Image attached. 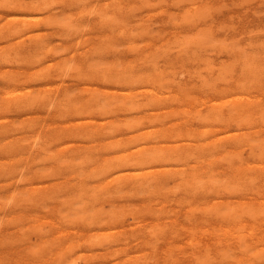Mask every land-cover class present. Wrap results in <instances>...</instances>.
<instances>
[{
	"label": "bare ground",
	"instance_id": "obj_1",
	"mask_svg": "<svg viewBox=\"0 0 264 264\" xmlns=\"http://www.w3.org/2000/svg\"><path fill=\"white\" fill-rule=\"evenodd\" d=\"M62 1L63 0H0V45L2 43H6V45L0 47V70H1V67H4V65L5 66L9 65V66H11L13 68H21V69H23L26 66V67H28L27 69H30V71H23L22 70L21 72H19V70H18L16 73H12V74L10 73V74L4 75V77H3L4 79L3 80L6 82V86L7 87L5 88V90H1L0 89V93L3 92V94L5 95L4 96L5 104H1L0 105V118H4L3 120H8V114L10 116L12 115L8 111H11L12 112L13 109L22 110L18 114H20V113L23 114V112H24V114L31 113V112L32 113H36V112L39 111L38 108L42 109L43 111H46L47 112V116H44V117L41 118L44 123H40V124L38 123V125L36 124V126H38V128H36L34 122L38 121L39 116H35L34 118H31L29 122L23 124V126H22L21 129L25 128L26 131L28 130V131H32V132L35 130V133L37 134V136H39V139H40L39 141L42 142V144L40 145L41 142H38L37 141L39 143V145H40V148H42V150L41 149L40 150L43 151L44 154H46V156L48 158H52L59 167L75 166V165H77V160L81 159L79 161H80V164H81L80 166H82V169L80 170V172H78V174L79 173L84 174L88 178H94V180H95V181H91V182H95L94 186L93 185H90V186L89 185H83V186H81V189L83 190L82 192L89 193V192H91V190H94L95 191V193L93 192L94 195H92V197L94 198V200L97 203L96 202H93L92 205H94V203L98 204V202H100V199H104V197H106V196L107 197H110L112 194L113 195H115V194H118V195L121 194L120 196L122 197V193L123 192H125L127 189H131L136 194L135 195L136 198H138L139 196H137V195L141 194L142 192H144L146 194V197L144 196V198H148V200H151L155 204V206H157L156 215L158 217H165V216H167V217H173V216H176L177 215L176 214L177 211L175 210L173 212L172 209H171L172 206L176 205V206H178V207H180L182 209L183 208L186 209V211H185L186 212L185 213L186 216H188V212L189 211L193 212L194 210H197V211L198 210H202V212L204 213L203 214L204 216L209 217V218H212L213 220H224V221H227V222H229V221H238V220H246V219H254V220L261 219V220H264V185L263 186L262 185L260 186L261 188L259 190L260 191L259 193H255V192H253L254 191L253 185H252V183H250L252 181L254 182V181H257V180L264 181V135L261 132L262 129L261 130L260 129H256L258 126H260L261 128L264 127V100L262 98H260V94L257 93L259 91V89L261 91V88L260 87L262 85L264 86V66H263V68L261 67V69L257 68L258 65L257 64L255 65V62L254 63L252 62V57H254V56L251 57V54L247 51V49L241 48L240 46L237 47V45H236V47H237L236 50H233V52H232V50H229V52L231 51L232 53H230V54L232 56H234L232 59L235 62L234 61L233 62L236 63L238 66H241L240 67L241 68V71H239V74L237 72L235 74L234 72H235L236 67L233 64H229V63L232 62V60H231V62H228L227 64H225L226 62L225 63L223 62L224 65H226V66L222 70H221L222 66L219 67V66L215 65V66H217V67L220 68L219 69V68L216 67L219 71H221V73L218 71L219 74H220L218 76H222L223 79L220 78V77H217V76L216 77L217 78H220V80L222 79L223 81L224 80H227L228 81V84H231V86H229L231 88H228L226 90L224 89V91H223V92H225L224 93L225 95L231 96V97L229 99H224V97H223L219 101H217L215 103H211V102H213L215 100L214 98H209L208 99L206 97L207 99L205 98V99H202V100H200L198 98H195V97L193 98L190 93H183V92H181L185 88L184 89H180V91L178 90L179 92L176 95L174 93L173 95H175L176 97H174V99L172 100L171 95H167L166 92L162 90L163 88L160 90L159 87L157 88L156 86H154V85L151 84L150 75H148L147 73H145V71H147V70H145L142 73L141 72H136V71H134V72L129 71L128 72V70H126V69H121L123 67V65L121 66L120 69H118L119 64L121 65L120 62H119V64H115V66H113V67H109V65L107 66V65L104 64V62H106V61L103 62V60H102V59L106 58L105 56H107V55H105V56H102L101 57V60L99 59L98 61H96L94 59L96 65L95 66H91L92 64L90 66L88 65L90 67V69H89V71H86V72H85V70H84V68L82 66L86 62L85 59H84V63L83 64L81 62H78V65L77 66H73L72 65V67L74 68V70L75 71L77 70V73L78 74H81V75L85 76L86 79L87 78L88 79H92V81L89 80V82H87V83H91V82L93 83V81H98V83H97V85H98L97 86V89H94V87H93V88H91L92 90H90L88 88L89 91H90V93H92V95L89 98L83 100V99H81L83 95H81V98H80V96H78L76 94L77 92L75 94H72L73 91H71V90H73V89H71L70 87H64V88H62V86L59 85L60 83L58 84L56 82L58 79H60V80L61 79H65L64 77H66V72H68L69 74L71 73L72 69L69 68L70 66L68 67V65H71L73 62L71 64H68V65L67 64H64V62H67V61L69 62V60H71V61L74 60L75 62H77L75 60V56L77 57V55H72L73 57H71V59H69V60H68V58H66V59H64V58L63 59H60V57L58 56V53H59L60 48H62V47H60V45H56V44H53L52 43L53 37H52V34L50 32H48V31H46L44 33L43 32H40L41 24H43V23H45V25L48 26L49 29L50 28H52V29L53 28L54 29H59V28H61V26H63L62 25V20L60 19L59 12L57 11L58 4L61 3ZM88 1H90V0H71V2L73 4L78 5L79 8L85 6ZM98 1L99 2L102 1V3H104V8L103 9H102V7L101 8L99 7L100 10H101V16H102V18H101V16H100V18L103 19L104 22H109L111 25L108 24V23L107 24L110 25L111 26V29H112V27L115 25V16L113 15V11H112L113 9H111L110 6L112 5L111 7L113 8V7H115V4L113 6V1L110 2V0H98ZM129 1H131V0H129ZM66 2H67V0H66ZM139 2L140 1H138V3ZM94 3H95V1H94ZM154 3H156V2H154ZM127 4L129 5V3H127ZM140 5H141V2H140ZM158 5H160V4L157 3V6ZM172 5H173V3H172ZM97 6H98V4H97ZM135 6H137V4ZM63 7H65V6H63ZM116 7L119 8L120 6H117V3H116ZM144 7L146 8V6H144ZM176 7H178V6H176ZM180 7H182V6H180ZM207 7H208V5H207ZM77 8L78 7H75L74 9H77ZM84 8H85L84 11H86L85 13L89 12L88 10H86V6ZM84 8H82V9H84ZM118 8H116V9H118ZM136 8H138V7H136ZM145 8L142 11H145L146 10ZM153 8H155V7H153ZM141 9H142V7L140 6L139 7V10H141ZM150 9L151 8L148 9V7H147V10H150ZM178 9L179 8H177V10ZM242 9L243 8H241V10ZM132 10H133V8H132ZM139 10L138 11L136 10V11L137 12H140ZM230 10H229V12H230ZM114 11H116V10L114 9ZM126 12H128V11H126ZM232 12H234V11L232 10L231 13ZM91 13H92V11H90L87 15L89 16ZM95 14H97V13H95ZM134 14H135V12H134ZM187 14L189 15V13H187ZM195 14H197V13L195 12ZM202 14L200 15V18L202 17ZM225 14H226V11H225ZM246 14H247V11H246ZM259 14H262V13H259ZM132 15H133V13H132ZM157 15H160V14H157ZM212 15L214 16V13H212ZM216 15H217V13H216ZM193 16L194 15L192 14V17ZM252 17H255V16H252ZM256 18L257 17H255V20H256ZM73 19L71 21H73ZM236 19H238V18H236ZM150 20L152 21V19H150ZM150 20H148V21L150 22ZM158 20H160V19H158ZM201 20H202V18L200 19V21ZM217 20H219V19H217ZM228 20H229V18H228ZM239 20L241 21V19H239ZM95 21H97V20H95ZM116 21H117V18H116ZM131 21H132V18H131ZM230 21H231V19H230ZM251 21H252V19H251ZM205 22L207 23V21H205ZM238 22L239 21H237V23ZM74 23L73 24L72 23H69V24H72L73 25V27H72L73 29L75 27L74 25H77V23L75 21H74ZM88 23L89 22H87V24ZM198 23L199 24H197V27L201 23H203V20H202L201 23L200 22H198ZM221 23H222V21H221ZM69 24L67 22L66 25L65 24L64 25L65 26L68 25V28L70 30L71 27H70ZM83 24H85V23H83ZM90 24H89V26H90ZM232 24H234V23H232ZM242 24H243V22H242ZM261 24H262V22H261ZM94 25L96 26V24H94ZM227 25H228V23H227ZM231 25H229V26H231ZM85 26H86V24H85ZM86 27H88V26H86ZM234 27H236V25ZM234 27H232V31H233V28ZM65 28L67 29V27H65ZM72 28H71V30H72ZM97 28H98V26H97ZM125 28H126V24H125ZM243 28H245V27L243 26ZM75 29H77V28L75 27ZM107 29L108 30H111L110 28H107ZM114 29L115 28H113L112 30H114ZM136 29H138V27ZM148 29H149V26H148ZM191 29H193V28H191ZM229 29H231V28H229ZM100 30L101 29H99V30L97 29V31H100ZM102 30H104V28ZM79 31L80 30H78V32ZM86 31L88 32V30H86ZM217 31H218V29H217ZM130 32H132V31H130ZM137 32L136 31L134 32V36H133V39L134 40H137V39H135V33H137ZM144 32H146V30ZM171 32H173V31H171ZM219 32H222L223 33V31L222 30L220 31V29H219ZM241 32H242V30H241ZM98 33L101 34V31L98 32ZM124 33H125V31H124ZM124 33H122V34H124ZM146 33H148V32H146ZM60 34H59V36L56 35V37L59 38L61 36ZM88 34H89V32H88ZM131 34H133V32ZM257 34L258 33H256V36H257ZM27 35H28L27 39L30 38V39H32L31 42L32 43H35V45H34L35 47L33 48V50L31 49L32 50L31 52L25 51L22 48V46L24 44L21 46L20 45L21 41H17L18 39L23 38L24 36H27ZM78 35H80V34H78ZM211 35H212V32H211ZM53 36H54V39L61 40V39L55 38V35H53ZM168 36H169V34H168ZM212 36L215 38L214 35H212ZM69 37H70V35L68 36V39H69ZM119 37L121 39V35H119ZM110 38H109V40H110ZM128 38L130 39L131 37L129 36ZM227 38L228 37H226V39ZM247 38H248V35H247ZM249 38H251V37H249ZM62 39L65 40V38H63V37H62ZM74 39L75 38H73L72 40H74ZM102 39H104V38H102ZM127 39L124 36V41L127 40ZM142 39L144 40V38H142ZM148 39H150V38H148ZM156 39H157V37H156ZM226 39H224L225 42H226ZM177 40H179V43L182 45L179 37H178ZM236 40H234V41H236ZM104 41L106 43H109L112 40H110L108 42L107 40L104 39ZM104 41L103 42L101 41L100 43L101 44L102 43L104 44ZM113 41H114V39H113ZM113 41H112V43H113ZM188 41H189V39H188ZM196 41H197V39H196ZM196 41H195V43L197 44L198 42H196ZM85 42H86V38H85ZM92 42L94 43V41H92ZM201 42L202 41L200 40V43H198V44H200V47H201ZM221 42H222V40H221ZM229 42H232V41H229ZM250 42H251V40H250ZM254 42H255V40H254ZM84 43H82V45H84ZM100 43H98V44H100ZM106 43H105V45H106ZM112 43H111L110 46H113ZM188 43H186V44L188 45ZM109 44H107V46ZM116 44H114V45H116ZM171 44H172V42H171ZM174 44H175V42H174ZM183 44H185V43H183ZM224 44H227V43H224ZM252 44H254V43H252ZM89 45H90V42H89ZM119 45H121V44H119ZM119 45H117V46H119ZM216 45H218V46L221 45L220 46V49H222L221 50L222 52L224 51L223 48L224 49L227 48L226 45L223 47L222 46V43L221 44L218 43V44H214V48L215 49L219 48L218 46L216 47ZM229 45H230V43H229ZM263 45H264V43H263ZM101 46H100V48L102 49ZM139 46H141V45H139ZM156 46H158V45H156ZM167 46H169V50L174 47L172 45H167ZM175 46H177V45L175 44ZM202 46L205 47L204 46V43H203ZM233 46L235 47V45H233ZM81 47H84V46H81ZM85 47H88V46H86V43H85ZM104 47L103 48H104L105 51H102V52L103 53L104 52H108V51H106V48L107 47L106 46H104ZM154 47H155V45H154ZM95 48H93V49H95ZM97 48H98L97 51L99 53H102L101 50L99 51V49H100L99 46ZM109 48L111 49V51L114 52V49L115 48H112V47H109ZM109 48H107V50ZM156 48H155V50H157ZM183 48H181V50H183ZM196 48H195V50H196ZM205 48L207 49L208 47H205ZM211 48H213V46ZM214 48H213V51L215 52V49ZM147 49H150V48H147ZM147 49L145 48V50H147ZM229 49H233V48H229ZM262 49H264V46H263ZM174 50H172V52ZM181 50H178V51H181ZM198 50L199 49L197 48V50H196L195 53H198ZM209 50H211V52H212V49L209 48ZM93 51H95V50H93ZM131 51H132V49H131ZM133 51H136V50H133ZM184 51H185V49L183 51H181L182 53L180 52L181 54H183L182 55L183 57L182 56H181L182 58L180 57L181 59H183L188 54L190 55V52H188V53H186L187 55L184 56ZM208 51H207V54H208ZM118 52L119 53H122L120 51H118ZM127 52H128V50H127ZM226 52H228V51H226ZM65 53H69V52H66L65 51ZM91 53L93 55V52L92 51H91ZM97 53H96V55H97ZM137 53H138V51H137ZM169 53H171V50L168 52V55H169ZM180 53H177V54L179 55ZM195 53H192V54H195ZM199 53H201L200 50H199ZM204 53L205 54H203L204 55L203 57L205 58L206 57L205 56L206 55V52L204 51ZM49 54H51V56H52L51 58L49 57L50 56ZM62 54H63V52H62ZM69 54H71V53H69ZM128 54L130 55V53H128ZM135 54H136V52H135ZM151 54H147V56H149ZM215 54H216V56L219 57L220 55L222 56V54H224V53H219L220 55H218L215 52L214 55ZM116 55H118V54H116ZM164 55L166 57V55H167L166 52H165V54L163 53L162 56H164ZM168 55H167V57H168ZM189 55H188V57H189ZM224 55H228L229 56L228 53L227 54L225 53ZM60 56H62V55L60 54ZM63 56H65V55H63ZM108 56H109V54H108ZM194 56H193V58H194ZM200 56H202V55L200 54ZM228 56H226V57H228ZM143 57H141L143 59L139 58L137 60L138 61L139 60H142L143 61L146 58V55L145 56L143 55ZM195 57H197V56H195ZM203 57H202V60L204 62H202V63H205V60L208 57H206L205 60H204ZM154 58L156 59V56ZM168 58H170V57H168ZM175 58H177V55H176ZM180 58H178V59H180ZM132 59L130 61H132ZM210 59L211 58L207 59V61H210V63H212L211 61H213V60H210ZM114 60H116V59H114ZM117 60L119 61V58ZM121 60H122V58H121ZM190 60H192V59H190ZM197 60H199V58ZM197 60L195 59L194 62H196ZM200 60H201V57H200ZM260 60H258V61H260ZM94 61H93V63H94ZM107 61H109V60H107ZM123 61L125 62V60H123ZM142 61H139V62H142ZM154 61H153V63H155L154 66H156L158 64V62H154ZM158 61H159V58H158ZM169 61H170V59H169ZM175 61L177 63V60H175ZM111 62L113 64V60H111ZM124 62H123V64H124ZM180 62L181 63L179 64V66L180 65L182 66L183 63L184 64L185 63H188V60H187V62H182V61H180ZM261 62L262 61H260L259 63H261ZM100 63H102V64H100ZM149 64H150V62H149ZM159 64H161V63H159ZM205 64L206 65L203 64V66L206 68L207 67V62ZM124 65H126V64H124ZM162 65H163V63H162ZM172 65H173V63H172ZM219 65H221V64H219ZM263 65H264V61H263ZM88 66L86 65V68ZM169 66H171V65H168V67ZM208 66L210 67L211 64L208 63ZM215 66H214L213 71L217 70V69H215ZM171 67H173V66H171ZM171 67H169V68H171ZM204 67L201 68V70H200L201 72H202V69ZM209 67H207V68L209 69ZM212 67H211V69H212ZM151 68H153V67H151ZM158 68L159 67H157V70H158ZM205 68H204V70H205ZM181 69H185V68L181 67ZM208 69H207V71H210ZM74 70H73V72H74ZM148 70H150V69H148ZM6 71H8V70H6ZM155 71H154V73H156V74L160 72V71L159 72H157V71L155 72ZM171 71H173V70H171ZM176 71H177L176 73H173L175 75L172 74L173 77L174 76H177V73H179L178 72L179 70H176ZM200 71L197 72V73H200ZM189 72H190V75H191L192 72L189 70L188 71V74H189ZM7 73H9V72H7ZM194 73L195 72H193V75H194ZM212 73L210 74V76L212 75ZM72 74H70L69 76H71ZM208 74L209 73L207 72V75ZM74 75H75V72H74ZM151 75H154V74L151 73ZM200 75L201 74H199V77L198 78H201ZM165 76H164V78H166ZM216 77L214 78L215 80H216ZM84 78H83V80H84ZM164 78L163 79H160V80H164ZM3 80H1V81H3ZM70 80H71V78H70ZM81 80L82 79H79L78 81L80 82ZM202 80L204 81V77L202 78ZM207 80H208V78H206V76H205V81H207ZM211 80L212 79H210V81ZM76 81H77V79H76ZM85 81H87V80H85ZM217 81H219V80H217ZM217 81H215V82H217ZM163 82L164 81H162V83ZM221 82H219V83H221ZM100 83H103V85L104 84L107 85L108 83L109 84L111 83V84H114V85H119V86L125 87L129 91L126 92L123 96L118 95V93H117V96H110V94L108 95L107 92H102V91L100 92V90L98 89V88H100V86H99ZM207 83L208 82H205V84H207ZM223 83H225V82H222V84ZM62 84H64V83H62ZM109 84H108V86H109ZM218 84L216 85V87L213 86V85H211V84L210 85H205V86L206 87L207 86H212L214 88H217ZM114 85H110V86H114ZM162 86H164V85H162ZM176 86H180V85L177 84ZM205 86L202 85L203 88L201 87V90L202 89H205ZM2 87H3V83H2ZM114 87H116V86H114ZM143 87L145 88L144 90H140V91L138 90V89L143 88ZM168 87H169V85H168ZM186 88H190V90H194V88L191 87V86L190 87H186ZM224 88H225V84H224ZM199 89H200V87H199ZM199 89H198V86H197L196 91L199 90ZM137 90L139 91V93L145 94V101L144 102H142L140 99H138V95H137L138 94L137 93L138 91ZM208 90H209V87H208ZM168 91L171 92L170 90H168ZM196 91H192V93L193 92L196 93ZM99 92L101 93V96L100 95L98 96V93ZM184 92H185V90H184ZM83 93H85V92H83ZM199 93H200V90H199ZM260 93L262 94V92H260ZM113 94H115V93H113ZM26 110H28V112L25 113ZM53 112H55L54 117L52 116V113ZM18 114H16V115L18 116ZM21 114H20V116H21ZM13 116H15V115H13ZM9 122L10 121L8 120V124L7 125H4V126L2 125V127H3L4 130H0V134L1 135L4 134V136L5 135L7 136V133H9V131L11 129H13V127L8 128V127H10V126H8L9 125ZM232 124H235V126H237V129L232 130V128H231V125ZM12 125H13V123H12ZM15 126H17V125H15ZM46 126L48 128L52 126V127H54V129L56 128V130L51 131V132L48 131L47 134H46V139H44L42 141L41 140V136L44 134V130H45ZM57 128H59V129H57ZM18 130L19 131H22V133L24 131V130H20V128H18ZM19 131L16 132V134L19 133ZM26 131L24 133H27L28 132V131L27 132ZM124 135H128V136L127 137H122ZM118 136H120V139L118 138ZM77 138L78 139L82 138L83 140L86 139V138L87 139L88 138H90V139L92 138V140H94V141L99 140V139L110 140V141H108L105 144V147L108 150V154L112 153L113 155L112 156L110 155L111 157L106 158L104 161H99L98 159L92 161V158L90 156H88V154L87 155H83V152H81L82 150L79 149V146L76 145V144L70 145L68 148H65V150L69 149L68 151H66L67 153H63V152H65L63 150L64 148L54 149V147H59V145L60 144H63L64 142H67V141H73V142H75V141H77ZM0 139H1V137H0ZM5 139L6 138H4V140ZM87 139L84 140V141H87ZM21 141H23V140H21ZM37 142H36V144H37ZM91 142H93V141H91ZM22 143H24V142H22ZM22 145H23V147H24V145L30 146V143H26V144H22ZM2 147H0L1 151H3L2 150ZM5 147H7L6 144H5ZM10 147H11V145H10ZM12 148H14V152L15 153L20 150L19 149L20 147L17 149V145H16L17 151H15V147H12ZM84 148H85V146H84ZM8 150H12V149H7V151ZM12 151L9 153L10 155H11ZM34 152H36V151H34ZM18 153L20 154V152H18ZM2 154H3V152L0 155L2 156ZM9 154H8V156H9ZM44 160H45V158H44ZM22 162H24V161H21V164H23ZM27 163H28V160H27ZM36 163L38 164L39 162H36ZM10 164H11V162H10ZM18 164L20 165V162ZM32 164L34 165V162ZM6 166H7V164H6ZM35 166H36V164H35ZM90 166H91V168L89 170H87L86 168L87 167H90ZM21 167H23V166H21ZM67 167L64 168V169L65 170H68ZM9 168H11V166ZM13 168H14V166H13ZM74 168H75V170H77L76 167H74ZM1 169L3 170L5 168L2 167ZM17 171H20V170H17ZM24 171H27V170L25 169V170H23V172ZM72 173H75V172H72ZM76 173H77V171H76ZM42 174L43 173H41V175ZM45 175L47 177H49L50 179H54V180L55 179H59L60 177L65 176L64 175V172L62 173L61 170L59 168H57V167H54V169L52 168V171H48ZM15 177L16 176H14V178ZM12 178L13 177H11V179ZM6 179H8V178L5 177L4 180H6ZM8 180H10V178ZM33 180H35V178H33ZM41 180H43V178ZM66 182L67 183H61V182H54L53 183L52 182L53 184H51L50 186H48L49 187V191H50V193H49L50 195H49V197H47L48 199L47 198H45V199H47V201H48L49 198H52V197L53 198H57L58 197L59 198L58 199L59 201L62 200L61 201L62 206L64 205V207L65 206H69L70 207L69 212L68 211H65V212H67V214H69V215H74V214H77V213H76L75 210H73V207L76 208L77 205L74 206V203H72V201L69 200V198L72 199V196H66L68 194L67 192L72 187H74V186H72V184H70V182L68 180ZM22 183H24V180H23ZM25 183H26L25 185H27L28 182H25ZM22 185H24V184H22ZM30 185H31V183H30ZM14 189H15V187H14ZM0 190H1L0 192L2 193V189H0ZM5 190H6V188L3 189V192ZM35 190L36 189H34V191ZM27 191H26V193H28V195H30L29 192L31 190L30 191L27 190ZM129 191H126V192H129ZM80 192H81V190H80ZM82 192L80 193V195L81 196H84V195H82ZM126 192L123 193V194H127L128 195V193H126ZM19 193H20V191H19ZM26 193H25V195H27ZM134 193H131V194L133 195ZM46 194H48V193H46ZM131 194H129V195L131 196ZM11 195H13V194H11ZM21 196H22V194H21ZM23 196H22V198H23ZM32 196L33 195H31L30 199L28 197V198H24L22 200L25 201L27 199V202H28V199L29 200L34 199ZM43 196H44V194H43ZM81 196H80V198H81ZM61 197H62V199H60ZM115 197H116V195H115ZM135 197L133 199H135ZM193 197L196 200H199V201H196V204L194 206L192 205V201H190V198H193ZM0 198H1V196H0ZM80 198H79V200L81 201ZM87 198H89V197H87ZM115 199L117 200V198H115ZM133 199H131L130 201L132 202ZM142 199H143V196H142ZM43 200H44V198H43ZM79 200H77V201H79ZM120 200H121V198H120ZM126 200L127 199L125 198V201ZM21 201L19 200V204H21L20 203ZM23 201H22V203H23ZM33 201H31V202H33ZM139 201H141V200H139ZM38 202H40V201H38ZM70 202H71V204H70ZM29 203H30V201H29ZM13 204H15V202ZM19 204H15V205H19ZM30 204H32V203H30ZM46 204L48 205V202ZM10 205H12V204H10ZM92 205L90 203L91 208L92 207L94 208V206H92ZM134 205H136V204H134ZM44 206L45 205H43V207ZM90 206L88 205L87 207H90ZM18 207L21 208L23 206L21 205V207L20 206H18ZM24 208H26V205H25ZM111 208H113V207H111ZM111 208H110V210H104L103 208L101 210L98 209L97 213H92V214H90L89 212H86L87 210H85V213H87L85 215L90 214V216L92 215L91 217H93L96 214L97 216H100V220L101 221L103 220V219H101V216H103V215L105 217L106 216H109L112 219V221L115 220V222H116L117 220H119L117 222L119 224V222L122 221L120 219H122V217H123V213H122L123 211L119 212L117 210H112ZM32 209H33V207H32ZM37 209L40 210V207L39 208H36V210ZM47 209H49V208H47ZM21 210H23V208ZM41 210H42V207H41ZM81 210H83V209H81ZM92 210H89L88 209V211H92ZM129 210H130V208H129ZM27 211H29V210H27ZM30 211L32 212V210H30ZM59 211H61V210L59 209ZM5 212H6V210H5ZM8 212H9V210H8ZM20 212H22V211H20ZM57 212H58V210H57ZM0 213H3L4 214V211L3 212L0 211ZM148 213L149 212H147L146 214H148ZM60 214H62V213H60ZM137 214L138 213H136V215ZM139 214H140V212H139ZM80 215H84V214H80ZM131 215H132V213H131ZM97 216L94 217L95 220H96V217ZM104 216H103V218H104ZM59 217H61V216H59ZM66 217L67 216H65V218ZM77 217H74V219L75 218L77 219ZM193 217H195V216H193ZM5 218H6V216H5ZM69 218L71 219V216ZM86 219H87V217H86ZM185 219H187V217H185ZM91 220H92V218H91ZM130 220H131V218H130ZM188 220L190 221L189 218L186 221H188ZM23 221H25V220H23ZM31 221H32V219H31ZM85 221L86 220H84V224L87 223L89 225V223H92V222H90V220L87 221V222H85ZM101 221H100V224H101ZM184 221H183V223H184ZM199 221H200V219H199ZM64 222H66V221H64ZM96 222H98V221H96ZM108 222L107 223L104 222V223L107 224V225H109ZM132 222L134 223V221H132ZM144 222H146V221H144ZM180 222H182V220ZM21 223H22V221H21ZM57 223H59V222L57 221ZM166 223H168V221ZM216 223L217 222H215V224ZM229 223H231V222H229ZM257 223H260V222H257ZM82 224H83V222H82ZM84 224H83V226H84ZM121 224L123 225V223H121ZM19 225L20 224L18 223V226ZM25 225H26V223H25ZM97 225H99V222L97 223ZM97 225H95V226H97ZM101 225H103V224H101ZM126 225H128V224H126ZM203 225H204V222H203ZM217 225H218V223H217ZM83 226H82V228H83ZM93 226L94 225L92 224V227ZM205 226H206V223H205ZM247 226H248V224H247ZM113 227H114V224H113ZM221 227H223V226H221ZM20 228L21 229H24L22 227H20ZM20 228H18V229L20 230ZM71 228H74V227H71ZM225 228H227V227H225ZM228 228H230V227H228ZM26 229L27 228H25V230H22V232L26 233L27 232ZM87 229H89V228H87ZM255 229H258V228L255 227ZM30 230L33 231L34 229L31 228ZM30 230H29V233L30 232L32 233V231H30ZM155 230H158V229H155ZM263 230H260V231H263ZM38 231H39V229H38ZM41 232L42 233L43 232L45 233V230L44 231H41ZM245 232H247V231H245ZM35 233L37 234L36 230H35L34 233L31 234L32 235L31 237L36 236ZM22 237H23V235H22ZM25 237L28 238V236H26V234H25ZM31 237L28 238L27 241L30 242V239H31V241L34 242L35 239L32 240L33 238H31ZM112 237L108 238L107 241L106 240H103L104 242L105 241L106 242L103 243L102 245L103 246L108 245L109 247H113L114 245H117L118 242H119V239L112 238ZM149 237H151V235ZM204 237H207V235H205ZM35 238L39 239L38 236L35 237ZM235 238H237V237H235ZM258 238H259V236H258ZM252 239H250V240H252ZM19 240H22V238L19 239ZM56 240H57L56 241V244H58V242L60 240L58 241V238ZM90 240H92V239H90ZM151 240L153 241V238H151ZM242 240H244V239H242ZM52 241H54V240H52ZM179 241H181V240H179ZM14 242H16V241H14ZM14 242H12V243H14ZM24 242H26V239L24 240ZM253 242H255V241H253ZM26 243H28V242H26ZM81 243H82V241H81ZM83 243H85V242H83ZM95 243H93V244H95ZM22 244H23V242H22ZM53 244H54V242H53ZM100 244L101 243H99V245ZM164 244H165V242H164ZM231 244H232V242H231ZM30 245H29V247H30ZM38 245H40V244H38ZM186 245H187V243H186ZM32 246H33V244L31 245V247ZM35 246H37V242H36V245ZM94 246H96V245H94ZM119 246H120V244H119ZM144 246H146V245H144ZM201 246H203V245H201ZM218 246L219 245H217V248H218ZM34 247H32V248L35 249ZM39 247H37V249H39ZM96 247H98V246H96ZM165 247H166V245H165ZM225 247H227V246H225ZM249 247H251V246H249ZM49 248L50 247L48 246V250H50ZM53 248H54V246H53ZM53 248H51V249H53ZM144 248H146V247H144ZM214 248H215V246H214ZM214 248H212V249H214ZM220 248L221 247H219V249ZM33 249H31V252L34 253V251L35 252L37 251L36 249L33 251ZM64 249H66V248H64ZM95 249L97 250V248H95ZM147 249H148V247H147ZM200 249H201V247H200ZM226 249L230 251V249H228V248H226ZM42 250L44 251V247L42 249H40V251H42ZM45 250H46V247H45ZM105 250H107V249H105ZM140 250H141V248H140ZM194 250H196L195 247H194ZM24 251L26 252L25 249H24ZM66 251H67V249H66ZM241 251H242V249H241ZM44 252L47 253L49 251H47V252L44 251ZM44 252H42L41 254H43ZM90 252H92V251L90 250ZM141 252H143V251H141ZM200 252L201 251L199 250V253ZM244 252H245V250H244ZM258 252H259V250H258ZM65 253H67V252H65ZM159 253H160V251H159ZM161 253H162V251H161ZM239 253H242V252H239ZM152 254H154V253H152ZM157 254L158 253H156V255ZM82 255H83V253H82ZM199 255H201V253ZM204 255H205V253H204ZM228 255H230V253ZM232 255L235 257L234 254H232ZM257 255L258 254H256V256ZM252 256H255V255H252ZM59 257H61V256H59ZM63 257L64 256H62V258ZM124 257H125V255H124ZM194 257H196V255H194ZM147 258H149V257H147ZM231 258H233V257H231ZM243 258H245V257H243ZM52 259H54V258H52ZM59 259H61V258H59ZM59 259H58V261H61L62 260V259L61 260H59ZM164 259H165V257H164ZM261 259L264 261V258L263 257ZM95 260H96V258H95ZM196 260H198V259H196ZM214 260H212V259H211V261L207 260V261H205V264H207V262H209V264H210V262H212ZM223 260H226L227 261V259H224V258H223ZM109 261L110 260H108L107 262H109ZM216 261H214V263ZM35 262H36V260H35ZM181 262H180V264H182ZM200 262L201 261H199L198 264H202V262L201 263ZM218 262H220V261H218ZM255 262H256V259H255ZM41 263H42V261H41ZM63 263H64V261H63ZM66 263H67V261H66ZM74 263L77 264L78 261H74ZM95 263H96V261H95ZM194 263H195V261H194ZM223 263H225V262L223 261ZM2 264H4V263H2ZM80 264H82V263L80 262ZM92 264H94V263H92ZM188 264H189V262H188ZM255 264H257V263H255Z\"/></svg>",
	"mask_w": 264,
	"mask_h": 264
},
{
	"label": "rangeland",
	"instance_id": "obj_2",
	"mask_svg": "<svg viewBox=\"0 0 264 264\" xmlns=\"http://www.w3.org/2000/svg\"><path fill=\"white\" fill-rule=\"evenodd\" d=\"M94 1H95V3H94ZM111 1H113V6L115 4V7H116V3H117V6H120L119 8L116 7L118 9H116L115 7L112 8L111 7L112 5L110 6V8L113 9L112 10L113 11V15L115 16V25L112 27V29L115 28L114 30L111 29V26H110L111 24L109 22H104V20L101 19L102 16H101V10H100V8L101 7H102V9L104 8V3H102V1L99 2L98 0H90V1H88L86 3V5H85L86 6V10H88L89 12L92 11V13L89 16L87 15L89 12L85 13L86 11H84L85 10V8H84L85 6L79 8V6L76 5V4H73L71 2V0H67V2H66V0H63L61 3L58 4V7H57V11L59 12L60 19L62 20V25L63 26H61V28H59V29H54V28L53 29L52 28L49 29L48 26L45 25V23L41 24L40 32H43V33L46 32V31L50 32L52 34V37H53L52 43L53 44H56V45H60V47H62V48H60L59 53H58V56L60 57V59H63V58L66 59V58H68V60H69V59H71V57H73L72 55H77L78 58L75 56V60L77 62H75L74 60L73 61L69 60V62L68 61L67 62H64V64H67V65L68 64H71L73 62L71 65H68V67L70 66L69 68L72 69V71H71L70 74H72V73L73 74L71 76H69L70 74L68 72H66V77H64V78L67 81L65 79H61V80L58 79L56 82L58 84L60 83L59 85L62 86V88H64V87H70L71 89H73V90H71V91H73L72 94H75L77 92L76 94L78 96H80V98H81V95H83L82 98H81L83 100L89 98L92 95V93H90L89 89L92 90L91 88H93V87H94V89H97V86H98L97 83H98V81H93V83L92 82L91 83H87V82H89V80L92 81V79H88V78L86 79L85 76H83L81 74H78L77 73V70L75 71L74 68L72 67V65L73 66H77L78 65V62H81L83 64L84 63V59H85L86 62L83 65L82 64L81 65L83 66V68H84V70L86 72V71H89V69H90L89 66L91 64H92L91 66H95L96 65L94 59L96 61H98L99 59L101 60V57L102 56H105V55H107V56H105L106 58L103 57L104 59H102V60H103V62L106 61V62H104V64L107 65V66L109 65V67H113V66H115V64H119V62H120L121 65L119 64L118 69H120L121 66L123 65V67L121 69H126V70H128V72L129 71H132V72L136 71V72H141L142 73L145 70H147V71H145V73H147L148 75H150V78L152 79V80L150 79L151 84L154 85V86H156L157 88L159 87L160 90L163 88L162 90L165 91L167 95H171L172 100L174 99V97H176L175 95L180 91V89H184L185 88L184 89L185 92H184V90L181 91V92H183V93H190L193 98L195 97V98H198L200 100L205 99L206 97L208 99L209 98H214L215 100L213 102H211V103H215V102L219 101L223 97H224V99H229L231 97V96L225 95L224 94L225 92H223L224 89L226 90L228 88H231V87H229V86H231V84H228V81L227 80H224L223 81L222 80L223 79L222 76H218V75H220L219 72L221 73V71H219L217 68H219L220 66H222L221 70L224 69V67L226 66V65H224V63L226 62L225 64H227L228 62H231V60H232V62L229 63V64H233L236 67L234 73L236 74V72H237L239 74V71H241V68H240L241 66H238L236 63H234L235 61L232 59L234 56H232L230 54V53L233 52V50H236V48L238 46H240L241 48L247 49V51L251 54V57L254 56V57H252V62L253 63L255 62V65L256 64L258 65L257 68L261 69V67L263 68V66H264L263 65V61H264V56H263L264 55V49H262L263 46H264L263 45V43H264V36H263L264 35V26H263L264 25V0H229V1L228 0H219V1L218 0H177L178 2L176 0L175 1L174 0H160V1L159 0H143V1L142 0H131V1H129V0H117V1L116 0H110V2ZM138 1L141 2V5H140V2L138 3ZM154 2H156V3H154ZM127 3H129V5ZM157 3H159L160 5L157 6ZM172 3H173V5H172ZM97 4H98V6H97ZM136 4H137V6H135ZM207 5H208V7H207ZM63 6H65V7H63ZM140 6L142 7L141 10H139V7ZM144 6H146V8ZM176 6H178V7H176ZM180 6H182V7H180ZM75 7H78L77 8L78 10L77 9H74ZM136 7H138V8H136ZM147 7H148V9L149 8H151V9L150 10H147ZM153 7H155V8H153ZM82 8H84V9H82ZM132 8H133L134 11L132 10ZM144 8L146 10L145 11H142V10H144ZM177 8H179V9L177 10ZM241 8H243V9L241 10ZM114 9L116 11H114ZM136 10L137 11L139 10L140 12H137ZM224 10L226 11V14L227 15L225 14V11ZM229 10H230V12H229ZM232 10L234 12L231 13ZM126 11H128V12H126ZM194 11L197 14H195ZM246 11H247V14H246ZM134 12H135V14H134ZM95 13H97V14H95ZM132 13H133V15H132ZM187 13H189V15ZM200 13L201 14L203 13L202 14V17H201L202 20H203V23H201L202 20L200 21V19H201L200 18V15H201ZM212 13H214V16L212 15ZM216 13H217V15H216ZM259 13H262V14H259ZM157 14H160V15H157ZM192 14L194 15L193 17H192ZM100 16H101V18H100ZM252 16L257 17L256 20H255V17H252ZM227 17L229 18V20H228ZM116 18H117V21H116ZM131 18H132V21H131ZM236 18H238V19H236ZM72 19H73V21H71ZM150 19H152V21ZM158 19H160V20H158ZM217 19H219V20H217ZM230 19H231V21H230ZM239 19H241V21ZM251 19H252V21H251ZM95 20H97V21H95ZM148 20H150V22ZM236 20L239 21V22L237 23ZM74 21L77 23V25H74L77 29H75V27H74V29L72 28L73 27L72 24L74 23ZM205 21H207V23ZM221 21H222V23H221ZM67 22H68V24L69 23H72V24H69L70 27L72 28V30H71V28L69 30L68 25L65 26ZM87 22H89V23L87 24ZM198 22H200L201 24L197 27V24H199ZM242 22H243V24H242ZM261 22H262V24H261ZM83 23H85L86 26H88V27H86L85 24H83ZM107 23L110 24V25H108ZM227 23H228V25H227ZM232 23H234L236 25V27H234L235 25L232 24ZM89 24H90V26L92 24L93 25L90 27ZM94 24H96V26ZM125 24H126V28L127 29L125 28ZM147 25L149 26V29H148V26ZM229 25H231L235 29L233 28V31H232V27L229 26ZM97 26H98V28H97ZM243 26L245 28H243ZM65 27H67V29ZM137 27H138V29H136ZM103 28H104V30H102ZM107 28H110L112 31L111 30H108ZM191 28H193V29H191ZM229 28H231V29H229ZM97 29L98 30L101 29L100 30L101 31V34L98 33L100 31H97ZM217 29H218V31H217ZM219 29H220V31L222 30L223 33L222 32H219ZM78 30H80V31L78 32ZM86 30H88L89 34H88V32ZM145 30L149 34L146 33V32H144ZM241 30H242V32H241ZM124 31H125V33H124ZM130 31H132L133 34H131L132 32H130ZM135 31L136 32L138 31L137 33H135V39H137V40H134L133 39V36H134V32ZM171 31H173V32H171ZM211 32H212V35L215 36V38L211 35ZM122 33H124V34H122ZM256 33H258L257 36H256ZM59 34L61 36L59 38H57L56 35L59 36ZM78 34H80V35H78ZM168 34H169V36H168ZM53 35H55V38L61 39V40L54 39V36ZM69 35H70V37L68 39V36ZM119 35H121V39H120ZM126 35L128 37L130 36L131 38L129 39ZM149 35L150 36L152 35L151 36L152 38ZM247 35H248V38H247ZM124 36H125L126 39L128 38L127 40H125L126 42L124 41ZM177 36L180 38V41H181V43H182L183 46L179 43V40H177L178 39ZM27 37H28V35L27 36H24L23 38L18 39L17 41H21V43H20L21 46L24 44L22 46V48L25 51L31 52L33 50V48L35 47L34 46L35 43H32L31 42L32 39H30V38L27 39ZM62 37L65 38L66 41L63 40ZM147 37L150 38V39H148ZM156 37H157V39H156ZM226 37H228V38L226 39ZM249 37H251V38H249ZM73 38H75V39L72 40ZM85 38H86V42H85ZM102 38H104L108 42L110 40L113 41V39H114V41H113V43H112V41H110L109 42L110 44H109V43H106L104 41V39H102ZM109 38H110V40H109ZM142 38H144V40ZM188 39H189L190 42L188 41ZM196 39H197V41H196ZM224 39H226V42H225ZM200 40L202 41L201 42V47L202 48L200 47V44H198V43H200ZM221 40H222V42H221ZM234 40H236V41H234ZM250 40H251V42H250ZM254 40H255V42H254ZM92 41H94V43ZM101 41L102 42L104 41V44L103 43L101 44L100 43ZM170 41L172 42V44H171ZM173 41L175 42V44L177 46H175V44H174ZM195 41L198 42V43L196 44ZM229 41H232V42H229ZM84 42L86 43V46H88V47H85V43ZM89 42H90V45H89ZM97 42L100 43V44H98ZM217 42L219 44L222 43V46L223 47L226 45L227 48L226 47H225L226 49L223 48L224 51L222 52L221 51L222 49H220V46L221 45L220 46L216 45V47L218 46L219 48H217L218 50L215 49L214 48V44H218ZM82 43H84V45H82ZM105 43H106V45H105ZM111 43L113 44V46H110ZM118 43L121 44V45H119ZM183 43H185V44H183ZM186 43H188V45ZM203 43H204V46L205 47H208L207 48L208 50H209V48L212 49V52H211V50L208 51L205 47H203L202 46ZM224 43H227V44H224ZM229 43H230V45H229ZM252 43H254V44H252ZM107 44H109L108 45L109 47H112V48H115V49L117 48L118 50L116 49L117 50L116 51L114 49V52L111 51V49L107 46ZM114 44H116V45H114ZM4 45H6V43H2L0 45V47L1 46H4ZM103 45L106 46L107 48H109L108 50L106 48V51H108V52H104V53L102 52V51H105L104 50L105 47ZM117 45H119L120 47L117 46ZM139 45H141V46H139ZM154 45H155V47H154ZM156 45H158L159 47L156 46ZM167 45H172V46H174L173 48L175 49V50L173 48L170 49L171 50V53H169V55H168V52L170 50H169V46H167ZM233 45H235V47ZM236 45H237V47H236ZM81 46H84L85 48L84 47H81ZM96 46L97 47L99 46V48H100V46L102 47V49L101 48L99 49V51L101 50L102 53H99L97 51L98 48ZM212 46H213V48L215 49V52L218 55H220L219 53H224V54L225 53L226 54L228 53L229 56L222 54V56L220 55L218 57V56H216V54L214 55L215 52L213 51V48H211ZM196 47L201 51V53H199V50H198V53L199 54L198 53H195L196 50H197ZM93 48H95V49H93ZM130 48L132 49V51H131ZM145 48L146 49L147 48H150V49L145 50ZM155 48L157 50H155ZM181 48H183V50L185 49L184 56L187 55L186 53L190 52V55L188 54L190 58L187 55V56L184 57L185 59L184 58L181 59L183 57L182 56L183 54H181L182 53L181 51H183V50H181ZM195 48H196V50H195ZM229 48H233V49H229ZM93 50H95V51H93ZM127 50H128V52H127ZM133 50H136V51H133ZM172 50H174V51L172 52ZM178 50H181V51H178ZM206 50L208 51V54H207V51ZM225 50L228 51V52H226ZM229 50H232V52L231 51L229 52ZM65 51L66 52H69L71 54L65 53ZM91 51L93 52V55H92ZM118 51L122 52L123 54L122 53H119ZM137 51H138V53H137ZM204 51L206 52V55L205 56L208 57V58L205 57L206 60L203 57L204 56L203 54H205ZM62 52H63V54H62ZM135 52H136V54H135ZM165 52L168 55V57H170V58H168L167 55H166V57H165V55L162 56L163 53L165 54ZM96 53H97V55H96ZM107 53L109 54V56H108ZM115 53L118 54L120 57L118 55H116ZM128 53H130V55ZM177 53H180L181 55L179 54L180 55L179 56ZM192 53H195L196 55L195 54H192ZM60 54L62 56H60ZM147 54H151V55L147 56ZM200 54L202 56H200ZM49 55H50L49 57L51 58L52 57L51 54H49ZM63 55H65V56H63ZM143 55L144 56L146 55V58L143 61L142 60H139V61H142V62H139L137 59L143 57ZM176 55H177V58H175ZM194 55L197 56V57H195ZM155 56H156V59L154 58ZM193 56H194V58L196 60L198 58H199V60H197L196 62H194L195 59L193 58ZM226 56H228V57H226ZM200 57H201V60H200ZM202 57L204 58L205 63L207 62V67H209L208 66V63L211 64V66L209 67V69L206 67L211 72L210 71H207V69L203 66V64L204 65H206V64L205 63H202V62H204L202 60ZM109 58L111 60H113V64H112V62H111V60ZM118 58H119V61L117 60ZM121 58H122V60H121ZM143 58H141V59H143ZM158 58H159V61H158ZM178 58H180L181 60L178 59ZM209 58H211L210 60H213V61H211L212 63H210V61H207V59H209ZM114 59H116V60H114ZM131 59H132V61H130ZM169 59H170V61H169ZM190 59H192V60L194 59V60L192 61ZM107 60H109V61H107ZM123 60H125V62ZM175 60H177V63H176ZM187 60H188V63H185V64L183 63L182 66L180 65L181 67H183L185 69H181V67L179 66V64L181 63L180 61L187 62ZM258 60L262 61L261 62L262 64L259 63L260 61H258ZM93 61H94V63H93ZM122 61L126 65H124ZM153 61L154 62H158V64L156 63L157 65L154 66L155 63H153ZM149 62H150V64H149ZM159 63H161V64H159ZM162 63H163V65H162ZM172 63H173V65H172ZM100 64H102V63H100ZM219 64H221V65H219ZM86 65L87 66L89 65L88 66L89 68L88 67L86 68ZM168 65H171L173 67L169 66V67H171V68H169ZM215 65H217L219 67H217ZM7 66L4 65V67H1V70H0V89L1 90H5V88L7 87L6 86V82L3 80L4 79L3 78L4 75L10 74V73L11 74L12 73H16L18 70H19V72H21L22 70L23 71H30V69H27L28 67H26V66L23 69H21V68H13V67H11L9 65H7ZM214 66H215V69H217V70H215L216 72L213 71ZM151 67H153V68H151ZM157 67H159L160 69L158 68V70H157ZM202 67H204L205 70L203 68L202 69V72H201L200 70H201ZM211 67H212V69H211ZM148 69H150V70H148ZM6 70H8V71H6ZM73 70L75 72V75H74ZM155 70L157 72H159V71L160 72L156 74V73H154ZM171 70H173V71H171ZM176 70H179L178 71L179 73H177V76H174L173 77L172 74L173 73H176L177 72ZM187 70L188 71L190 70L192 72L191 75L193 77L190 75V72L188 74V71ZM199 71H200V73H197ZM7 72H9V73H7ZM193 72H195L194 75H193ZM207 72L209 73L208 75H207ZM151 73L154 74V75H151ZM211 73H212V75L210 76ZM199 74H201L204 77V81L202 80L203 77L201 75H200L201 78H198L199 77ZM173 75H175V74H173ZM164 76L166 78H164ZM205 76H206V78H208L207 81H205ZM214 76L215 77L216 76L217 77H220L222 79L220 80V78H217L216 77V80H215L214 79L215 78ZM70 78H71V80H70ZM83 78H84V80H83ZM163 78H164V80H160V79H163ZM76 79H77V81H76ZM79 79H82L84 82L82 80L81 81L83 83L81 81L79 82L78 81ZM210 79H212V80L210 81ZM1 80H3V81H1ZM85 80H87V81H85ZM217 80H219V81H217ZM162 81H164V82L162 83ZM215 81H217L218 83L221 82V81L222 82H225V83L222 84V82H221V83L218 84ZM1 82L3 83V87H2V83ZM205 82H208V83L205 84ZM62 83H64V84H62ZM216 83L218 84L217 88H214L212 86H207V87L205 86V85H210L211 84V85H213V86L216 87V85H217ZM108 84L107 85H105V84L103 85V83H100L99 84L100 88H98L100 90V92L101 91L102 92H107V94L108 95L110 94V96H117V93H118V95L123 96L126 92L129 91L125 87H122V86H119V85H114V84H111V83L108 86ZM177 84H179L180 86H176ZM224 84H225V88H224ZM110 85H114L116 87L110 86ZM162 85H164L166 88L164 86H162ZM168 85H169V87H168ZM202 85L205 86V89H202L203 91L201 90ZM190 86L193 87L194 90H190V88H186V87H190ZM197 86H198V89L200 87V89H199L200 90V93H199V90L196 91ZM208 87H209V90H208ZM210 87L212 89L214 88L213 89L214 91ZM260 88H261V91L259 89V91L257 93H259L260 94V98H262L264 100V98H263L264 97V86L262 85ZM144 89L145 88L143 87V88H140L138 90L140 91V90H144ZM168 90H170V91L172 90V91L169 92ZM139 91L137 92L138 93L137 94L138 95V99H140L142 102H144L145 101V94H141V93H139ZM192 91H196V93L195 92L192 93ZM83 92H85L86 94L88 93V94L86 95ZM100 92L98 93V96L99 95L101 96V93ZM260 92H262V94ZM1 93H0V96L1 95L2 96L0 97V105L1 104H5V100H4V96L5 95L3 94V92H1ZM113 93H115V94H113ZM174 93H175V95H173ZM38 110L40 112L39 111L36 112V113H32L31 112V113H27V114H24V112H23V114L20 113L21 116L18 113L21 112L22 110L13 109L12 112L11 111H8L10 114H12L11 116L8 114V120L10 121L9 122V125H8L10 127H8V128L13 127V129H11L9 131V133H7V136L6 135L4 136V134H2L3 135L2 136L0 134V137H1V139H0V147H2V146L4 147V148L2 147V150L3 151H1V149H0V152L1 153L3 152V154H4V155L2 154L3 157L0 155L1 156L0 157L1 158L0 159V185H1L0 186V189H2V193L0 192V196H1V198H0V211L1 212L4 211V214L3 213H0V216L2 215L0 217V246L2 245L0 247V264H2V263H4V264H75L74 261H78L77 264H80V262L82 264L83 263L84 264H92V263H94V264H97V263L98 264H143V263L144 264H173V263L174 264H180L181 261H182L181 262L182 264H185V263L188 264V262H189V264H193L194 261H195L194 264H198L199 261H201L202 264L203 263L205 264V261H207V260L211 261V259L212 260L215 259L214 261H216V260L217 261L215 263H214V261H212V262H210V264H213V263L214 264H218V263L219 264H235V263L236 264H255V263H257V264H264V261L261 259L262 257L264 258V230H263L264 229V220H261V219H259V220L246 219V220H238V221H229V222H231V223H229V222L224 221V220H213L212 218L206 217V216L203 215L204 213L202 212V210H198V211L197 210H194L193 212L189 211L188 212V216H186V214H185L186 213L185 212L186 209L183 208L184 209L183 210L182 208H180V207H178L176 205H174V206L171 207V209H172L173 212L175 210L177 211L176 212V214H177L176 216H173V217H167V216H165L166 218L165 217H158L156 215L157 206H155V204L151 200H148V198H144V196L146 197V194L144 192H142L141 194L137 195L139 197L136 198L135 197L136 194L131 189H127L126 190V191H129L130 190L129 192H126L125 191L126 193H128V195L127 194H123L125 192L122 193V197L120 196L121 194H119V195L118 194H115L116 197H115V195L112 194L110 197H107L106 196V197H104V199H100V202H98V204H96L97 202L92 197V195H94V193H95L94 190H91L90 189L91 192H89V193L82 192L83 190L81 189V186H83V185H89V186L90 185H93L94 186L95 182H91V181H95V180H94V178H88L84 174H81V173L78 174V172H80V170L82 169V166H80L81 164H80V161H79L81 159L77 160V165H75V166L59 167L52 158H48L46 156V154H44V152L41 151L42 148H40V145L42 144V142L39 141L40 140L39 139V136H37V134L35 133V130L33 132L27 130L28 131L27 132L25 128L21 129L22 126H23V124L29 122L30 119L31 118H34L35 116H39L38 121L34 122L35 126H36V124L38 125V123L39 124L40 123H44L41 118L44 117V116H47V112L46 111H43L40 108H38ZM26 112H28V110H26L25 113ZM53 113H52V116L54 117L55 112H53ZM16 114H18V116ZM13 115H15L16 117L13 116ZM3 119L4 118H0V130H4L3 127H2V125L4 126V125H7L8 124V120H3ZM12 123H13V125H12ZM14 124L17 125V126H15ZM18 128H20V130H24V129L25 130L22 133V131H19ZM36 128H38V126H36ZM231 128H232V130H235V129H237V126H235V124H232L231 125ZM57 129H59V128H57ZM256 129H260V130L262 129L261 132L264 135V130H263L264 127L261 128L260 126H258ZM54 130H56V128L54 129V127H52V126L48 128L46 126V128L44 130V134L41 136V140L43 141L44 139H46V134H47L48 131L51 132V131H54ZM18 131H19V133L16 134V132H18ZM25 131L27 133H24ZM127 136L128 135H124L122 137H127ZM4 138H6L5 139L6 141L4 140ZM118 138L120 139V136H118ZM86 139H84V140H86ZM21 140H23V141H21ZM82 140H83L82 138H80V139L77 138V141H75V142H73V141H67V142H64L63 144H60L59 147H54V149L64 148L63 150L65 152H63V153H67L66 151H68L69 149L65 150V148H68L70 145L76 144V145L79 146V149L82 150L81 152H83V155H87L88 154V156H90L92 158V161L97 160V159L99 161H104L106 158L111 157L113 155L112 153L108 154V150L105 147V144L108 141H110V140L99 139V140L94 141V140H92V138L91 139L88 138L87 141H84V140L82 141ZM90 140L93 141V142H91ZM37 141L38 142H41L40 145H39V143ZM22 142H24V143H22ZM36 142H37V144H36ZM26 143H30V146H28L29 145L28 144V145H24V147H23L22 144H26ZM5 144H6L7 147H5ZM10 145H11V147H10ZM16 145H17V149L20 147L19 148L20 150L18 151V152H20V154L18 152L15 153L14 152V148H12V147H15V151H17ZM84 146H85V148H84ZM7 149H12L13 151L12 150H8L7 151ZM11 151H12V153L10 155L9 153ZM34 151H36V152H34ZM8 154H9V156H8ZM44 158H45V160H44ZM27 160H28V163H27ZM21 161H24V162H22L23 164H21ZM10 162H11V164H10ZM19 162H20V165L23 166V167H21L18 164ZM33 162H34V165L32 164ZM36 162H39V163L37 164ZM6 164H7V166H6ZM35 164H36V166H35ZM12 165L14 166V168H13ZM10 166H11V168H9ZM2 167L5 168V169L2 170L1 169ZM54 167L59 168L62 173L64 172V175L65 176L60 177L61 179L59 178V179H55V180L54 179H50L49 177H47L45 174L48 171H52V168L54 169ZM66 167H67L68 170H65L64 169ZM72 167L73 168L76 167L77 170H75V168L73 169ZM90 168H91V166L90 167H87L86 169L89 170ZM25 169L28 172L27 171H24L23 172V170H25ZM17 170H20V171H17ZM76 171H77V173H76ZM72 172H75V173H72ZM41 173H43V174L41 175ZM14 176H16L15 177L16 179L14 178ZM5 177L8 178V179L10 178V180H8V179L4 180ZM11 177H13V178L11 179ZM33 178H35V180H33ZM42 178H43V180H41ZM23 180H24V183H22ZM67 180L70 182V184H72V186H74V187H72L67 192L68 194L66 195V196H72V199L68 197L69 200L72 201V203H74V206L77 205L76 208L73 207V210H75L76 213H77V214H74V215H69V214H67V212H65V211H68L69 212L70 207L69 206H65L64 207V205L62 206V203H61L62 200L59 201L58 200L59 199L58 197L57 198H53V197L52 198H49V200L47 201V199H48L47 197H49V195H50L49 194L50 191H49V187L48 186H50L54 182L67 183L66 182ZM25 182H28L27 185H25L26 184ZM30 183H31V185H30ZM250 183H252L253 189H254L253 192H255V193H259L260 192L259 190L261 188L260 186L261 185L262 186L264 185V181H261V180H257V181H254V182L252 181ZM20 184L21 185L24 184V185L21 186ZM14 187H15V189H14ZM5 188H6V190L3 192V189H5ZM26 189L29 190V191L31 190L29 192L30 195H28V193H26V191H27ZM34 189H36L37 191L36 190L34 191ZM80 190L82 192V195H84V196H81L80 195V193H81ZM19 191H20V193H19ZM25 193L27 195H25ZM46 193H48V194H46ZM131 193H134V194L132 195ZM11 194H13V195H11ZM21 194H22V196L24 195L23 198H22ZM43 194H44V196H43ZM129 194H131V196ZM31 195H33L32 197L35 200L34 199L29 200L30 197H31ZM80 196H81V198H80ZM142 196H143V199H142ZM28 197H29L28 202H27V199L25 201L22 200V199L28 198ZM87 197H89V198H87ZM112 197L114 199L117 198L118 201L116 199L114 200ZM134 197H135V199H133ZM43 198H44V200H43ZM45 198H47V199H45ZM79 198L81 199V201L79 200ZM120 198H121V200H120ZM125 198L127 199L126 201H125ZM60 199H62V197ZM131 199H133L132 202L130 201ZM19 200L20 201L22 200L23 203L21 201L20 202L21 204H19ZM77 200H79V201H77ZM139 200H141V201H139ZM29 201L32 204H30ZM31 201H33V202H31ZM38 201H40V202H38ZM190 201H192V205L194 206L196 204V201H199V200H196L193 197V198H190ZM12 202L13 203L15 202V204H19V205H15ZM47 202H48V205L46 204ZM89 202L91 203V205L93 204V202H96V203H94V205H92V206H94V208L93 207L91 208ZM10 204H12V205H10ZM70 204H71V202H70ZM134 204H136V205H134ZM21 205L23 207H21ZM25 205H26V208H24ZM43 205H45V206L43 207ZM88 205L90 207H87ZM18 206H20L21 208H19ZM31 206L33 207V209H32ZM39 207H40V210L39 209L36 210V208H39ZM41 207H42V210H41ZM111 207H113V208H111ZM22 208H23V210H21ZM47 208H49V209H47ZM102 208L104 210H110V208H111L112 210H117L119 212L123 211L122 212L123 213V217H122V219H120L122 221L119 222V224H118L117 222L119 220H117L116 222H115V220L112 221V219L109 216H106L105 217L103 215L104 218H103V216H101V219H103L102 221L100 220V216H97L96 214H95V216H97L96 217V220L94 218L95 216H93V217H91L92 215L90 216V214L97 213L98 209L101 210ZM129 208H130V210H129ZM59 209L61 211H59ZM81 209H83V210H81ZM88 209L89 210H92L93 209L94 211L93 210L92 211H88ZM5 210H6V212H5ZM8 210H9V212H8ZM27 210H29V211H27ZM30 210H32V212ZM57 210H58V212H57ZM85 210H87L86 212H89L90 214L85 215V214H87V213H85ZM20 211H22V212H20ZM135 212L138 213V214L136 215ZM139 212H140V214H139ZM147 212H149V213L146 214ZM60 213H62V214H60ZM131 213H132L133 216L131 215ZM80 214H84V215H80ZM5 216H6V218H5ZM59 216H61V217H59ZM65 216H67V217L65 218ZM70 216H71V219L69 218ZM193 216H195V217H193ZM74 217H77V219L76 218L74 219ZM86 217H87V219H86ZM90 217L92 218V220H91ZM185 217H187V219L189 218L190 221L189 220L186 221L187 219H185ZM130 218H131V220H130ZM31 219H32V221H31ZM199 219H200V221H199ZM23 220H25V221H23ZM84 220H86L85 222H87V221L90 220V222H92V223H89V225L87 223L84 224ZM181 220H182V222H180ZM21 221H22V223H21ZM57 221L59 223H57ZM64 221H66V222H64ZM96 221L99 222V225L100 226L97 225L98 222H96ZM100 221H101V224H103L104 226L100 224ZM132 221H134V223ZM144 221H146V222H144ZM167 221H168V223H166ZM183 221H184V223H183ZM24 222L26 223V225H25ZM82 222H83L84 226H83ZM104 222L105 223L108 222L109 225L105 224ZM203 222H204V225H203ZM215 222H217L218 225H217V223L215 224ZM257 222H260V223H257ZM18 223L20 224L19 226L22 227V228H24V229H21L18 226ZM121 223H123V225ZM205 223H206V226H205ZM92 224L94 225L93 227H92ZM113 224H114V227H113ZM126 224H128V225H126ZM247 224H248V226H247ZM95 225H97V226H95ZM82 226H83V228H82ZM221 226H223V227H221ZM71 227H74V228H71ZM225 227H227V228H225ZM228 227H230V228H228ZM255 227L258 228V229H255ZM18 228H20L21 231ZM25 228L28 229V230L26 229V231H27L26 233L22 232V230H25ZM29 228L30 229L31 228L34 229L33 230L34 232L36 230V232H37L38 235L35 233L36 236L31 237L32 236L31 234L34 233V232L32 230H30ZM87 228H89V229H87ZM38 229H39V231H38ZM155 229H158V230H155ZM29 230L32 231V233L31 232L29 233ZM44 230H45V233L44 232L42 233L41 231H44ZM260 230H263V231H260ZM245 231H247V232H245ZM231 233L232 234L234 233L233 234L234 236ZM25 234H26V236H28V238L31 237V238H33L32 240L35 239V241L34 242L31 241V239H30V242L27 241L28 238L25 237ZM22 235H23V237H22ZM150 235H151V237H149ZM205 235H207V237H204ZM37 236L39 237L40 240L37 239V238H35ZM258 236H259V238H258ZM110 237L119 239L118 244L117 245H114L113 247H109L108 245L103 246L102 244L105 243L107 241V239L110 238ZM235 237H237V238H235ZM21 238H22V240H19ZM57 238H58V241L60 240L58 242V244H56V241H57L56 239ZM151 238H153V241L151 240ZM25 239H26V242H28V243L24 242ZM90 239H92L93 241L90 240ZM242 239H244V240H242ZM250 239H252V240H250ZM52 240H54V241H52ZM103 240H106V241L104 242ZM179 240H181L182 242L179 241ZM14 241H16V242H14ZM81 241H82V243H81ZM163 241L165 242V244H164ZM253 241H255V242H253ZM12 242H14V243H12ZM22 242H23V244H22ZM36 242H37V246H35L36 245ZM53 242H54V244H53ZM83 242H85V243H83ZM231 242H232V244H231ZM93 243H95V244H93ZM99 243H101L100 245L102 247L99 245ZM186 243H187V245H186ZM30 244L31 245L33 244L32 247L35 246L34 248L37 250L36 252L34 251L35 249H33L31 247ZM38 244H40V245H38ZM119 244H120V246H119ZM29 245H30V247H29ZM94 245H96L98 247H96ZM144 245H146V246H144ZM165 245H166V247H165ZM201 245H203V246H201ZM217 245H219L218 248H217ZM248 245L251 246V247H249ZM48 246L50 247L49 248L50 250H48ZM53 246H54V248H53ZM143 246L146 247V248H144ZM214 246H215V248H214ZM225 246H227V247H225ZM37 247H39V249H37ZM43 247H44V251H46V252L49 251V252L45 253L43 250L40 251V249H42ZM45 247H46V250H45ZM147 247H148L149 250L147 249ZM194 247H195L196 250H194ZM200 247H201V249H200ZM219 247H221V248L219 249ZM51 248H53V249H51ZM64 248H66L67 251ZM95 248H97L98 251ZM140 248H141V250H140ZM212 248H214V249H212ZM226 248L230 249V251L227 250ZM24 249L26 250V252L24 251ZM31 249H33L34 253L31 252ZM105 249H107V250H105ZM241 249H242V251H241ZM90 250L92 252H90ZM199 250L201 251L200 252L201 255H199L200 254L199 253ZM244 250H245V252H244ZM258 250H259V252H258ZM141 251H143V252H141ZM159 251H160V253H159ZM161 251H162V253H161ZM42 252H44L45 254L44 253L41 254ZM65 252H67V253H65ZM203 252L205 253V255H204ZM239 252H242V253H239ZM82 253H83L84 256L82 255ZM152 253H154V254H152ZM156 253H158V254L156 255ZM229 253H230V255H228ZM232 254H234L235 257ZM256 254H258V255L256 256ZM124 255H125V257H124ZM194 255H196V257H194ZM252 255H255V256H252ZM59 256H61V257H59ZM62 256H64V257L62 258ZM230 256L233 257V258H231ZM58 257L61 258L62 260L59 259ZM147 257H149V258H147ZM164 257H165V259H164ZM243 257H245V258H243ZM250 257L251 258L253 257V258L251 259ZM52 258H54V259H52ZM95 258H96V260H95ZM223 258L224 259H227V261L226 260H223ZM58 259L61 260V261H58ZM196 259H198V260H196ZM255 259H256V262H255ZM35 260H36V262H35ZM108 260H110V261L107 262ZM41 261H42V263H41ZM63 261H64V263H63ZM66 261H67V263H66ZM95 261H96V263H95ZM218 261H220V262H218ZM223 261L225 263H223ZM207 264H209V262H207Z\"/></svg>",
	"mask_w": 264,
	"mask_h": 264
}]
</instances>
